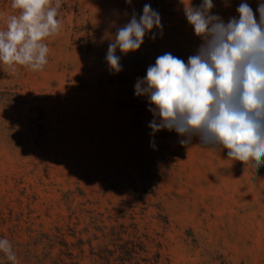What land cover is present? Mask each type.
<instances>
[{"label": "rangeland", "instance_id": "1", "mask_svg": "<svg viewBox=\"0 0 264 264\" xmlns=\"http://www.w3.org/2000/svg\"><path fill=\"white\" fill-rule=\"evenodd\" d=\"M155 1L61 0L44 71L0 63V238L18 264H70L57 230L73 263L97 264L88 242L96 250L120 224L159 234L170 264H264V173L199 135L154 132L158 115L135 108L150 101L136 92V67L165 53L187 63L204 43L186 18L203 0ZM246 2L259 20L264 0ZM212 3L208 15L239 18L241 0ZM11 4L0 0V30L18 14ZM145 4L160 27L134 52L117 48L121 76L109 79V44ZM14 94L21 103L10 106ZM0 264H11L2 252Z\"/></svg>", "mask_w": 264, "mask_h": 264}, {"label": "clouds", "instance_id": "2", "mask_svg": "<svg viewBox=\"0 0 264 264\" xmlns=\"http://www.w3.org/2000/svg\"><path fill=\"white\" fill-rule=\"evenodd\" d=\"M60 7L61 0L54 5L53 0H12L18 14L8 16L0 30V63L13 73L17 66L44 71L50 52L45 41L62 26ZM212 8V0H203L201 8L186 10L187 21L204 40L198 53L187 63L171 53L158 56L136 92L148 95L160 118L149 125L154 132L166 128L199 135L204 143L223 145L232 160L258 168L264 164V2L259 20L246 0L237 8L239 18L227 23L208 15ZM154 27H160L159 14L145 4L139 20L133 15L109 44L110 68L120 70L117 48L123 54L138 50ZM0 252L18 264L8 239L0 238Z\"/></svg>", "mask_w": 264, "mask_h": 264}, {"label": "trees", "instance_id": "3", "mask_svg": "<svg viewBox=\"0 0 264 264\" xmlns=\"http://www.w3.org/2000/svg\"><path fill=\"white\" fill-rule=\"evenodd\" d=\"M155 4H157V6L161 4L160 0H156ZM86 31L88 34L90 29ZM136 68L140 69V73L137 74L138 78L144 79V74L147 70L142 66ZM119 73V71L112 70L109 79L116 78L117 76L120 77L121 74ZM6 102L10 106L21 103L19 97L15 94L11 95V99H9L7 95ZM135 108L148 114L154 113V105H152L150 101L140 102ZM251 165L257 171L264 173V164H261L258 168H256L253 163ZM158 219L162 224L168 226V219L166 217L159 214ZM53 239L57 241L61 247L66 248V253L61 252V254H65V256L69 258L71 261L70 264H77L73 263L74 257L72 253H69L68 245L64 239H62L60 230H57V236H54ZM103 239L105 240L104 243L96 250L92 248L90 241L88 242L92 261L97 264H170L168 257L164 253L162 237L159 234H155L154 236H150L147 233L139 234L137 226L134 224L128 227L124 224L118 225L117 228L112 227L108 234L103 235ZM49 241H51L50 238ZM76 247L79 249V253L83 255L84 243L81 239H78Z\"/></svg>", "mask_w": 264, "mask_h": 264}]
</instances>
